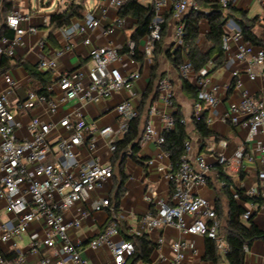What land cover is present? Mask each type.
Returning <instances> with one entry per match:
<instances>
[{
  "label": "built area",
  "instance_id": "1",
  "mask_svg": "<svg viewBox=\"0 0 264 264\" xmlns=\"http://www.w3.org/2000/svg\"><path fill=\"white\" fill-rule=\"evenodd\" d=\"M101 1L117 11L126 2V0ZM204 1L207 0H150L153 5V18L148 27L149 33L145 37L144 57L152 59L155 46L161 39L166 15H170L175 23L173 32L175 44L181 46L185 15L199 10V3ZM211 1L217 2L225 11L229 6L238 8L240 3L244 4L248 0ZM253 1L264 7V0ZM60 2L63 3L64 0ZM207 13L208 11H204V14ZM32 19L31 14L23 13L17 8L9 12L6 25L13 30L14 36L0 38V56L5 52L12 54L21 44L24 35L36 33V26L31 23ZM262 22L264 26V19ZM21 23H29L28 29L22 28ZM99 23L97 17L87 13L77 26L78 33L85 35L97 28ZM133 23L132 18L118 15L113 26L132 29ZM223 30L221 44L224 52H228L233 43L235 49L232 56L246 64L245 72L249 80L256 77L264 79L263 48L245 41L239 27L231 19L226 22ZM112 31L113 27H110L105 33L110 34ZM83 43L90 45L87 38ZM40 46L42 47V44ZM125 46L129 51L126 56L131 58L134 44L128 40ZM69 49L70 47L65 45L56 51V56H62ZM121 58L120 52L110 45L94 46L90 54V68H77L59 73L46 88L48 96L39 95L35 89L29 90L25 99L19 103L18 109L26 112L42 107L44 111L54 114L66 101L86 104L106 99L114 92H130L131 85L139 78V74L122 76L117 68L112 67V64ZM47 66L54 68L55 62L51 60L38 63L39 70ZM178 71L182 79L198 89L196 101L193 103L195 116L203 114L205 107L214 106L218 102V85L210 84L208 77H198L187 60H183ZM205 73L206 70L201 74ZM232 76L236 77L237 72H233ZM4 83L5 89L0 91V201L10 213L12 220L3 222L0 214V245H10L13 252H17V257L13 262L0 258V264H21L24 254L19 251L16 239H19L36 221L44 223L45 231L41 235L33 236L28 244L27 253L38 256L35 264H88L81 251L84 246L92 251L106 247L110 253V261L104 264H125L135 249L130 241L120 238L115 225L107 226L85 243L71 238L70 231L79 230L84 220L105 210L114 218L110 199L99 195L112 179L113 166L111 161L103 163L96 156L98 142L100 141L108 153L113 155L117 140L127 131L126 122L137 116V109L132 108L128 101L120 102L115 111L122 121L116 128L96 127L77 111L73 116L62 117L56 124L34 117L26 125L28 136L19 137L18 131L24 128L23 123L9 111V97L14 91L15 83L8 75H4ZM234 88L241 91V100L237 105L225 110L221 120L233 127L245 129L248 141L259 134L263 135L257 153L239 149L234 159L236 162L245 159L257 164L258 185L245 191L244 195L255 196L261 200L259 209L264 220V103L243 90L238 80L234 83ZM157 89L159 99L173 108V90L170 82L165 78L161 79ZM56 90L59 92V98L52 96ZM154 111L150 108L148 116ZM163 121L164 130L172 129L173 119L170 113L164 115ZM209 121L206 119V123ZM57 126L64 129L67 135L51 142L50 133ZM163 141L162 133L157 132L147 120L140 144L152 142L160 149ZM220 144L226 146L223 141ZM184 149L185 153L175 170L171 169L165 174V180L169 184L168 196L154 200V210L147 212L140 219L143 233L139 232L137 235H143L144 232L153 229L172 227L183 235H200L212 240L218 255L224 258L229 252V246L223 237L218 236L220 222L215 206L210 199L195 194L196 188L206 185L210 166L202 155L192 153L190 141L185 143ZM162 155L167 154L161 151L157 157L160 158ZM218 161L225 164L230 159L221 153ZM147 164L152 165L153 160H149ZM233 197L235 200L239 199L236 193ZM79 203H82V206H76ZM72 207L74 216L67 218ZM251 215V209H247L241 218L248 220ZM158 243L162 244V239ZM170 249L173 254L170 264H186V256L197 253L192 244L184 241L171 243ZM49 251H53L54 254L50 255Z\"/></svg>",
  "mask_w": 264,
  "mask_h": 264
},
{
  "label": "crops",
  "instance_id": "2",
  "mask_svg": "<svg viewBox=\"0 0 264 264\" xmlns=\"http://www.w3.org/2000/svg\"><path fill=\"white\" fill-rule=\"evenodd\" d=\"M142 5H147L150 0H137ZM3 4H8V13L17 8L23 13L31 14L32 24L36 26L35 34L24 35L21 44L16 47L12 54L7 52L0 56V60L5 58L6 64L3 72L0 73V91L5 89L4 75L10 76L14 81L15 87L13 93L9 97V111L23 123L22 129L18 131L19 137H27V123L31 118L38 117L43 121L52 122L54 124L65 116H73L77 111L82 114L87 122L94 123L96 127L112 126L116 128L120 125L122 119L117 115L115 108L122 101H128L134 109L139 107V99L147 90L150 83V73L153 66V58L148 60L143 57L141 62H136L126 55H122L120 61L112 64V67L117 68L122 76H129L138 73L139 78L134 80L131 85L130 92H114L110 97L95 102L80 104L77 101H66L60 105L58 110L51 114L36 107L30 111H20L18 109L29 90H38L40 83L34 79L27 71L28 68H36L41 61H54L55 67H45L41 71L47 73L51 80L54 81L59 73L63 71L75 70L77 68H90V54L92 47L112 46L119 52L125 47L133 29H121L113 26L114 20L118 16V11L102 2L101 0H64L63 3L58 0L57 4L48 12L42 2L33 0H0V11ZM51 1L47 4L50 5ZM78 4L82 7V16L73 18L69 25L54 26L50 23V17L54 14L62 13L69 5ZM238 9L243 10L249 19L258 17L253 28V33L256 37L264 42V7L253 0H248L246 3H240ZM250 11H254V16H250ZM7 13V14H8ZM91 13L100 20L99 26L85 35L78 33L77 26L81 23L85 14ZM171 26L168 35L165 39L166 48L170 49L179 47L175 44L173 32L174 22L171 20ZM5 28L12 32V36L1 37L12 38L14 32L6 25ZM134 25V23H133ZM20 26L28 29L29 23H21ZM113 27L110 34L105 31ZM133 28V26H132ZM208 32L207 24L202 21L200 23V35L197 44L201 49L206 50L210 44L206 41L205 36ZM87 38L90 45H85L83 40ZM145 38L140 40L138 51L143 55ZM42 44V47L40 46ZM69 46L70 49L62 56L57 57L56 51ZM235 45L231 43L228 52H225V62L222 67L214 71L208 76L210 84L218 85L217 99L218 102L214 106H207L204 109L206 119L210 120L207 123L212 136L199 141L193 133L191 124V115L193 112V101L190 100L183 92L182 78L178 68L173 67L171 61L165 57L158 60L157 74L162 75L167 79L173 90V100L176 106L180 107L183 120L187 126V132L190 136L193 154H200L204 157L207 164L210 166L209 173L206 177V185L195 189V194L204 196L210 199L214 206L218 205L219 213L222 217V225L225 223V217L228 213L227 199L223 189L224 184L219 180V171L228 177L230 181L229 188L232 192L235 190H243L244 192L258 185L256 176L257 164L251 163L243 159L236 162L234 159L235 153L239 149L257 153L259 146L262 143V134L257 135L253 140L246 139V130L241 127H233L228 123H224L221 117L225 110L232 105H237L241 100V91L234 88V83L238 80L241 83V88L248 91L253 97L261 99L264 103V79L256 77L254 80H249L246 75V64L234 59ZM184 60L186 58L184 57ZM210 67L206 68V72ZM233 72H237V76H232ZM156 85V82H155ZM227 87H230L229 89ZM52 96L59 98V92L56 90ZM155 111L148 116L153 128L157 132L164 130V115L171 114L175 111V107H168L161 99H157L149 105ZM147 107V109H149ZM146 115V114H145ZM146 117H144V121ZM143 126L141 127V133ZM67 132L56 127L49 136L51 142H55L59 137L66 136ZM226 143L223 147L220 142ZM161 150L152 142L140 144V149L137 153V161L127 159L124 163L125 178L118 174L116 168H113L112 179L99 192L100 196L108 197L111 202V210L114 213V218H111L109 211L96 213L90 218H87L82 223L79 230L70 231V237L74 240L86 242L102 232L107 226L115 225L118 228L120 238L131 241L130 239L142 232L140 225L141 217L149 211L154 210V200L166 198L169 194V184L165 180V174L171 170V163L167 155L157 156ZM225 155L230 159L228 163H219V154ZM96 156L103 163L111 161L112 156L108 153L106 147L98 142V150ZM153 160L152 165L147 162ZM121 192L116 204L114 197L117 190ZM96 194V193H95ZM95 194H93L95 196ZM245 210L251 209L252 222L264 232L263 214L259 209L261 200L257 202L242 203ZM252 205V207H251ZM76 206H82V203ZM0 214L2 221L7 222L12 220L10 213L5 209L4 204L0 201ZM74 216V207L69 209L67 218ZM45 231L43 222L36 221L23 235L16 239L19 251L24 254V260L21 264H35L38 261V256H32L27 253L28 244L31 238L35 235H41ZM147 240L153 245V251L150 255L152 264H170L173 258L170 245L176 241H184L192 244L197 253L196 255L188 254L186 256V264H212L204 260L206 238L200 235H183L180 231L172 227L162 229H153L144 232ZM162 239L163 243L158 241ZM0 250L4 253L13 252L10 245H0ZM244 264H264V239L255 240L248 247H245ZM83 255L88 260V264H104L110 261V253L106 247L97 250H90L86 246L81 249ZM15 253H17L15 251ZM53 255V251L48 252ZM137 264H144L138 262ZM218 264H226L224 258Z\"/></svg>",
  "mask_w": 264,
  "mask_h": 264
},
{
  "label": "trees",
  "instance_id": "3",
  "mask_svg": "<svg viewBox=\"0 0 264 264\" xmlns=\"http://www.w3.org/2000/svg\"><path fill=\"white\" fill-rule=\"evenodd\" d=\"M9 7L8 4H3L2 11H0V36H12V32L6 29L4 25L6 17L9 14ZM199 8V10L189 12L185 15L183 19L184 37L182 45L176 48H173V46L170 49L166 48L165 39L171 26V16L166 15L164 18L161 39L157 42L153 51V66L150 73L151 79L149 86L139 99L137 116L126 122L127 131L117 140L116 151L111 159L113 168L117 169L118 174L122 179L125 178V161L127 159L137 161L136 155L140 149L141 137L148 120L149 105L159 98L157 85L158 82L164 78L162 75L159 76L157 74L159 58L165 57L171 61L173 67L178 68L185 57L198 77L207 78L210 74L224 65L225 52L222 48L221 39L224 34L223 27L229 19L233 20L239 27L241 35L245 41L250 42L255 47L263 48L264 50V42L258 39L252 31L258 17L249 19L243 10L232 6H229L224 11L217 2L211 0L199 3ZM82 11L83 9L80 5L71 4L62 13L52 15L50 17V23L56 27L69 25L71 19L82 16ZM204 11H208V13L204 14ZM118 15L121 17H130L134 20L132 28L133 32L129 37V41L134 44V53L131 56V59L136 62H141L144 55L138 51V45L140 40L145 38L149 33L148 27L153 18V5L152 3L142 5L138 3L137 0H126L125 4L118 11ZM202 20L208 27L205 39L210 46L206 50L201 49V46L197 44L200 35V23ZM120 54H129L126 46L120 51ZM6 61L5 58L0 60V73L3 72ZM207 67H210V70L202 75V71L206 70ZM27 71L40 83V88L37 90V93L39 95L48 96L49 94L47 93L46 88L52 82L50 76L47 73L39 71L38 65L36 68H28ZM182 80L183 92L194 103L196 101L198 89L187 80ZM172 104L173 107H175V111L172 113L173 127L172 129L162 131L164 141L160 146V150L167 154L171 163V169L175 170L180 158L185 153L184 146L187 141H190V136L187 132V126L183 120L180 107L176 106L173 99ZM147 107L149 109H147ZM144 117H146L145 121ZM191 124L193 127V133L199 141L203 142L212 136V132L209 130L206 123L204 113L195 116L192 112ZM142 126L143 131L141 133ZM219 180L224 184L223 189L228 206L225 223L222 225V217L221 213H219V207L218 205H215V211L220 222L218 236L223 237L229 246V252L224 257V260L226 261V264H244L245 247H248L255 240L264 239V232L252 222V217L248 220H242L241 216L246 211L242 203L257 202L259 198L255 196H245L244 191L240 189L232 192L229 188L230 181L222 170L219 171ZM120 192L121 190L119 188L114 197L116 204H118ZM235 193L239 196L238 200H235L233 197ZM130 240L135 251L125 264L151 262L150 255L154 247L147 240L146 235H135ZM16 257L17 254L14 252L4 253L0 250V258L3 261L13 262ZM221 259L222 258L217 253L214 242L206 238L204 260L212 264H218Z\"/></svg>",
  "mask_w": 264,
  "mask_h": 264
},
{
  "label": "rangeland",
  "instance_id": "4",
  "mask_svg": "<svg viewBox=\"0 0 264 264\" xmlns=\"http://www.w3.org/2000/svg\"><path fill=\"white\" fill-rule=\"evenodd\" d=\"M35 1H39L43 3V6H47L45 7V11H49L50 9H52L58 2V0H33V3H35ZM51 1L50 5H47L49 2ZM255 12L254 11H250L249 15L250 16H254Z\"/></svg>",
  "mask_w": 264,
  "mask_h": 264
}]
</instances>
